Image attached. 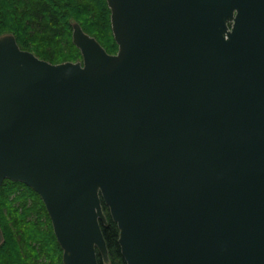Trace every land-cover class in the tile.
<instances>
[{
  "label": "water",
  "instance_id": "1",
  "mask_svg": "<svg viewBox=\"0 0 264 264\" xmlns=\"http://www.w3.org/2000/svg\"><path fill=\"white\" fill-rule=\"evenodd\" d=\"M118 50L0 34V189L43 199L64 264H264V0H107ZM5 236L0 224V245Z\"/></svg>",
  "mask_w": 264,
  "mask_h": 264
},
{
  "label": "trees",
  "instance_id": "2",
  "mask_svg": "<svg viewBox=\"0 0 264 264\" xmlns=\"http://www.w3.org/2000/svg\"><path fill=\"white\" fill-rule=\"evenodd\" d=\"M73 20L114 53L107 0H0V34L13 32L21 48L53 63L82 59L72 38ZM102 225L111 264H127L119 244L120 230L103 203ZM0 224L5 240L0 264H64L63 249L40 194L21 181L5 179L0 189ZM99 264H104L99 254Z\"/></svg>",
  "mask_w": 264,
  "mask_h": 264
},
{
  "label": "rangeland",
  "instance_id": "3",
  "mask_svg": "<svg viewBox=\"0 0 264 264\" xmlns=\"http://www.w3.org/2000/svg\"><path fill=\"white\" fill-rule=\"evenodd\" d=\"M112 32H113V30H112ZM72 34H73V30H72ZM72 38H73V36H72ZM31 187V186H30Z\"/></svg>",
  "mask_w": 264,
  "mask_h": 264
},
{
  "label": "bare ground",
  "instance_id": "4",
  "mask_svg": "<svg viewBox=\"0 0 264 264\" xmlns=\"http://www.w3.org/2000/svg\"><path fill=\"white\" fill-rule=\"evenodd\" d=\"M80 23V22H79Z\"/></svg>",
  "mask_w": 264,
  "mask_h": 264
}]
</instances>
